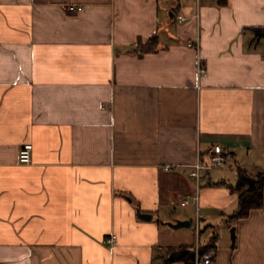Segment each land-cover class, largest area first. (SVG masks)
<instances>
[{"label": "crops", "instance_id": "obj_1", "mask_svg": "<svg viewBox=\"0 0 264 264\" xmlns=\"http://www.w3.org/2000/svg\"><path fill=\"white\" fill-rule=\"evenodd\" d=\"M74 1L0 0V264H161L196 242L264 264V188L229 217L237 167L264 168V0ZM213 144L225 161L195 180Z\"/></svg>", "mask_w": 264, "mask_h": 264}, {"label": "built area", "instance_id": "obj_2", "mask_svg": "<svg viewBox=\"0 0 264 264\" xmlns=\"http://www.w3.org/2000/svg\"><path fill=\"white\" fill-rule=\"evenodd\" d=\"M63 6L65 9L69 12H76L82 8V4L80 2L74 1V0H63ZM177 19L179 21H182L185 19V16L182 14L176 15ZM189 46H193L197 48L196 42H188ZM196 71L198 74L205 73L206 69L205 66L202 64L200 58H197V64H196ZM31 151H32V144L30 142H24L20 145L18 150V160L21 163H29L31 160ZM226 157V151L222 148L220 144H213L210 151L206 154V157L199 158V156L196 158V160L193 163L189 164V167L191 168L188 172V174L195 178V180L198 179L200 176L201 170H208L217 166H220L224 163ZM166 168H169V165L165 166ZM196 190L194 194H185L182 198V201L184 203H187L189 199H192L196 202L198 199V190ZM194 230L198 236L199 230H200V224L198 217L193 221ZM115 234H110L108 237L105 238L106 242H114L115 241ZM192 251L194 255L193 264H210L211 258L213 254V249H203L201 244L199 242H196L192 246Z\"/></svg>", "mask_w": 264, "mask_h": 264}, {"label": "trees", "instance_id": "obj_3", "mask_svg": "<svg viewBox=\"0 0 264 264\" xmlns=\"http://www.w3.org/2000/svg\"><path fill=\"white\" fill-rule=\"evenodd\" d=\"M216 3L223 5L227 0H216ZM256 37H264V25L250 27ZM156 34H153L145 45H152L156 41ZM264 188V168L255 174L249 173L242 167L236 169V181L233 190L237 193L238 204L236 209L229 215L230 218L243 217L250 210L258 208L262 204V191ZM180 259L184 264H193V251L190 246H181L177 249H169L161 264H169L172 260Z\"/></svg>", "mask_w": 264, "mask_h": 264}, {"label": "water", "instance_id": "obj_4", "mask_svg": "<svg viewBox=\"0 0 264 264\" xmlns=\"http://www.w3.org/2000/svg\"><path fill=\"white\" fill-rule=\"evenodd\" d=\"M140 215L149 217V214H146V213H142ZM190 223H191V219L188 218V219L177 220L176 222L170 223L169 225L172 227H179V226H188L190 225ZM230 235H231V239L233 242L234 241V227L233 226H231L230 228Z\"/></svg>", "mask_w": 264, "mask_h": 264}, {"label": "rangeland", "instance_id": "obj_5", "mask_svg": "<svg viewBox=\"0 0 264 264\" xmlns=\"http://www.w3.org/2000/svg\"><path fill=\"white\" fill-rule=\"evenodd\" d=\"M215 168V167H214Z\"/></svg>", "mask_w": 264, "mask_h": 264}]
</instances>
